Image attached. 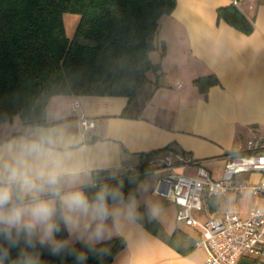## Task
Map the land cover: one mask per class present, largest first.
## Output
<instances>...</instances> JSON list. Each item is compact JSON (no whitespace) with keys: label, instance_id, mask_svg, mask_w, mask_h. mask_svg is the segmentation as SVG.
<instances>
[{"label":"crops","instance_id":"crops-1","mask_svg":"<svg viewBox=\"0 0 264 264\" xmlns=\"http://www.w3.org/2000/svg\"><path fill=\"white\" fill-rule=\"evenodd\" d=\"M230 5H234L232 0H176L174 9L161 19L156 47L150 53L160 68L147 72L134 97L58 94L49 98L42 124L61 127L76 140L90 170L86 179L94 182L98 171L120 176L127 165L144 168L169 150L189 153L197 160L186 166L176 164L175 173L194 176L202 166L218 179L238 145L264 136V0H238L234 5L252 24L247 32L218 14L219 8ZM210 75L218 82L204 90L196 79L208 81ZM74 100L79 103L76 111L71 108ZM80 114L94 125L84 130ZM18 125L26 124L15 116L1 122L0 135ZM214 165L220 167L215 176ZM165 172L157 163L144 172L138 194L131 199L135 207H148L165 236L148 231L133 214L134 219L118 225L112 236L122 237L125 246L110 264L203 263V248L193 246L183 252L167 238L178 228L195 239L199 230L185 223L186 229L169 225L167 214L176 219L177 206L155 193ZM248 180H264V173L249 172ZM143 187L146 199L140 195ZM229 194L204 199L201 209L192 210L193 217L205 221L227 210L246 216L251 207L264 208V198L255 205L246 200L239 205L230 203ZM239 264H264V258L243 257Z\"/></svg>","mask_w":264,"mask_h":264},{"label":"trees","instance_id":"trees-1","mask_svg":"<svg viewBox=\"0 0 264 264\" xmlns=\"http://www.w3.org/2000/svg\"><path fill=\"white\" fill-rule=\"evenodd\" d=\"M175 5L176 0H0V123L14 116L26 125L46 123L47 102L58 94L134 97L147 72L160 68L150 53L156 47L162 17ZM67 11L79 15L71 37L66 35L62 19ZM218 14L242 31L252 29L234 5L219 8ZM208 77L212 79H196L204 90L218 82L215 76ZM142 175L109 177L98 171L93 182L96 188L84 190L91 195L107 185L119 188L131 200L138 194ZM133 214L148 231L165 236L162 224L146 205L135 207ZM167 238L183 252L193 248V237L178 228ZM74 246L87 251L80 243ZM124 246L122 237L97 245L108 251L102 264H110ZM28 251L39 253L41 264H75L71 256L62 262L39 244ZM18 253L19 247L11 248L4 264H12ZM86 264L99 262L90 255Z\"/></svg>","mask_w":264,"mask_h":264},{"label":"clouds","instance_id":"clouds-1","mask_svg":"<svg viewBox=\"0 0 264 264\" xmlns=\"http://www.w3.org/2000/svg\"><path fill=\"white\" fill-rule=\"evenodd\" d=\"M86 177L80 146L61 127L18 125L0 135V241L7 245H0V264L15 247L12 264H41L40 254L28 251L37 244L62 262L71 256L86 264L91 255L102 264L108 251L97 245L134 219L135 205L107 185L89 195L85 187L96 185Z\"/></svg>","mask_w":264,"mask_h":264},{"label":"built area","instance_id":"built-area-1","mask_svg":"<svg viewBox=\"0 0 264 264\" xmlns=\"http://www.w3.org/2000/svg\"><path fill=\"white\" fill-rule=\"evenodd\" d=\"M237 2L232 0L234 5ZM78 107V101L74 100L72 110L76 111ZM79 120L84 130L94 125L84 114L79 115ZM236 149V155L225 164L218 179L202 166L197 168L194 176L172 171L176 164L186 166L197 163L191 154L175 150L150 161L141 170L131 165L122 167L124 173H144L157 163L166 171L158 179L155 193L174 201L178 221L199 230L193 246L206 251L202 264H239L243 257L264 258V208L251 207L246 216L236 210H227L205 221L192 215V210L201 209L203 200L208 197L225 196L231 192L242 194L245 191L264 194V180L245 181L235 177L241 172L264 173V136H254Z\"/></svg>","mask_w":264,"mask_h":264},{"label":"rangeland","instance_id":"rangeland-1","mask_svg":"<svg viewBox=\"0 0 264 264\" xmlns=\"http://www.w3.org/2000/svg\"><path fill=\"white\" fill-rule=\"evenodd\" d=\"M62 19H63V24H64L66 35L68 37H71L73 35L75 28H76V25L78 23L79 15L75 12L67 11V12L63 13ZM211 169H212L213 176H215L219 172L220 167L219 166L217 167L214 165L213 167H211ZM222 169H224V168H222ZM248 175H249V172H241V173L237 174L235 177L237 180L239 179V180L249 181ZM140 195H141L142 199L147 198V192L144 189V187H143ZM260 198H264V196H262L261 193L260 194H253L250 191H245L242 194L230 193L228 195V200L230 201V203H232V204H235V203L238 204L239 203V205H242L245 200L248 204L255 205V204L259 203V201L261 200ZM218 199H221V198L218 197ZM160 202L162 203L165 201L161 200ZM168 215L169 214H167V219H168L169 225H172L171 227H173V225H176L178 227H182L185 229L187 228V226H185L182 221H178L177 219H175L174 215L170 214L169 218H168ZM189 233L192 234L191 232H189Z\"/></svg>","mask_w":264,"mask_h":264}]
</instances>
